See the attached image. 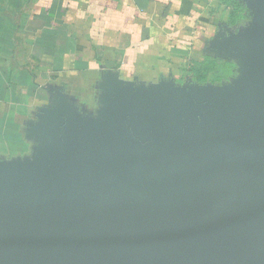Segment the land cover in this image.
Here are the masks:
<instances>
[{
    "label": "water",
    "instance_id": "1",
    "mask_svg": "<svg viewBox=\"0 0 264 264\" xmlns=\"http://www.w3.org/2000/svg\"><path fill=\"white\" fill-rule=\"evenodd\" d=\"M252 2L222 87L143 119L121 101L82 144L61 137L35 167L0 168V264H264V0Z\"/></svg>",
    "mask_w": 264,
    "mask_h": 264
},
{
    "label": "crops",
    "instance_id": "2",
    "mask_svg": "<svg viewBox=\"0 0 264 264\" xmlns=\"http://www.w3.org/2000/svg\"><path fill=\"white\" fill-rule=\"evenodd\" d=\"M232 1L248 18L233 26L218 21L221 0H0V168L35 167L61 137L82 144L121 101L143 119L222 87L188 71L199 56L231 59L223 48L254 7Z\"/></svg>",
    "mask_w": 264,
    "mask_h": 264
},
{
    "label": "trees",
    "instance_id": "3",
    "mask_svg": "<svg viewBox=\"0 0 264 264\" xmlns=\"http://www.w3.org/2000/svg\"><path fill=\"white\" fill-rule=\"evenodd\" d=\"M237 11L236 5L232 0H221L217 8L218 21L225 20L229 26H233L239 21L242 23L247 21L248 18L239 17ZM188 73L192 75L193 81L199 84L206 83L209 76L211 83H219L237 75L236 66L233 63L208 56H205L202 61H194Z\"/></svg>",
    "mask_w": 264,
    "mask_h": 264
},
{
    "label": "rangeland",
    "instance_id": "4",
    "mask_svg": "<svg viewBox=\"0 0 264 264\" xmlns=\"http://www.w3.org/2000/svg\"><path fill=\"white\" fill-rule=\"evenodd\" d=\"M231 55V59H232V63H235V60L237 59L238 60V55H237V57L235 58L234 57V55L235 54H227V56H230ZM199 59H200V61L202 60V57L201 56H199ZM239 62H240V65L242 64V59L239 57ZM242 67V66H241ZM242 74H244V69H243V67H242ZM210 77V76H209ZM208 80H209V78H208ZM231 84H232V82H231ZM1 146H3V145H1ZM2 149H3V147H1ZM10 149V148H9ZM11 151H14L13 149H10Z\"/></svg>",
    "mask_w": 264,
    "mask_h": 264
}]
</instances>
